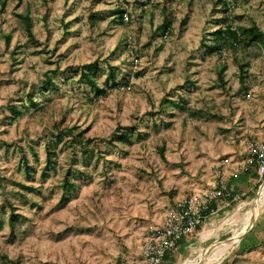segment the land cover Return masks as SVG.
Here are the masks:
<instances>
[{"label":"rangeland","instance_id":"374dc122","mask_svg":"<svg viewBox=\"0 0 264 264\" xmlns=\"http://www.w3.org/2000/svg\"><path fill=\"white\" fill-rule=\"evenodd\" d=\"M122 1L0 0V264L125 260L124 253L138 249L140 228L159 218L169 199L192 179L218 177V166L241 155L245 139H264V50L253 45L209 54L205 47L224 18L234 27L256 24L264 31V0H231L229 9L218 0H125L130 19L121 24L115 11ZM26 14L34 40L23 25ZM164 15L172 21L171 34L159 30ZM5 35H11L8 46ZM245 62L247 89L240 90L239 64ZM89 63L104 69L99 85L112 66L119 88L95 98L81 78ZM224 64L223 87L218 73ZM55 70L58 89L40 95L45 74ZM28 95L41 103L12 113L9 105L26 104ZM166 100L182 101L184 109L162 112ZM73 126L90 140L87 152L73 162L67 136L56 148L55 166L46 170L45 144ZM118 127L133 130L129 141L112 138ZM110 138L113 144L104 142ZM69 168L75 170L73 190L62 188ZM257 190L193 233L187 259L241 235ZM8 202L18 214L14 226ZM249 233L255 241L264 236L263 195Z\"/></svg>","mask_w":264,"mask_h":264},{"label":"trees","instance_id":"16d2710c","mask_svg":"<svg viewBox=\"0 0 264 264\" xmlns=\"http://www.w3.org/2000/svg\"><path fill=\"white\" fill-rule=\"evenodd\" d=\"M226 9H229V1L227 0H218ZM5 4L2 2V7H4ZM128 6V3L125 2V0L122 1V3L118 4L116 7V11L118 14V22L123 24L125 23L124 20L127 17V20L130 19V14L128 13V10L126 7ZM225 20V26L218 28L216 31L212 33L214 36L213 38V43L211 45L205 44V47L207 48V51L209 54L216 53V54H222L224 50L230 49L232 51H237L240 50L241 48L246 50L249 48V46H259L264 50V31L261 30L256 24H253L250 27H243V26H238L234 27L232 24H229L228 19L224 18ZM23 25L26 30V33L28 37L31 39H35L34 32H33V19L29 14H26L24 16L23 20ZM171 25L172 21L168 17V15H164L163 21L161 25L159 26V30H162L164 35L171 34ZM11 35H5V41L6 45L8 46L10 43ZM249 66V62L241 63L239 64V72H240V90H246L247 88L245 87V80L247 78L248 72L245 70V68ZM109 68V74L106 76L105 81L103 82L102 85H99L96 77L104 72V69H102L99 65L96 63H89L87 65H84L82 67V72H81V78L82 81L85 83H88L91 87V90L95 92V98H100L103 94L106 95L108 92V89H114V88H119L120 84L116 81V75L114 72V68L112 66H108ZM227 66L226 64L222 65V67L219 70L218 76L220 80V84L224 87L225 82H224V72L226 71ZM60 74L59 71H50V73L45 74V79L41 83V87L39 89V93L42 96H46L48 92L51 91H56L58 89L56 82H55V77ZM139 73L137 74V76ZM28 100L27 103H22L21 105H18L17 103H12L9 105V109L12 113L16 115H20L22 113V109L28 110L30 107H35L38 106L41 102H38V98L35 97V95H28ZM169 108H179V109H184V106L182 104V101H172V100H166L164 103H162V112H167ZM76 126L70 127L68 129H59L58 132L54 135L52 140H49L45 144V151H46V165L48 170L50 167L55 166V157L56 155V148L60 143L64 141V139L67 136L71 137V140L69 142V147L73 149L74 151V159L73 162H77V155L78 152H87V148L90 145V140L84 138V131H76ZM132 129H128L126 127H118L117 128V133L114 134L112 138L117 139L120 142L123 141H129ZM112 138L104 140V142L113 144L112 143ZM161 154H163L164 149L161 147L159 149ZM94 152L93 150L89 154V157H93ZM23 158V169L25 170L26 174L28 177H30V170L31 166L29 165V162L27 158ZM75 173V170L72 168L68 169L67 175L63 178V186L62 188L65 190H73L76 188V183L74 181H71L69 176L73 175ZM46 173H44V176ZM255 178L259 180V176L254 174ZM260 185L257 184V186L254 188L255 190L258 189V186ZM15 186H17L21 190H32L34 187L25 185L23 183H15ZM233 198H230L232 201ZM8 207L10 208V217H9V222L11 226H14L18 214H16V208L14 205L10 202L7 203ZM210 214V212H206L205 215ZM200 227V226H199ZM199 227L196 229L199 230ZM3 228V220L0 219V230ZM195 231V232H196ZM183 240V238L178 242L180 243ZM170 253V252H169ZM167 253L166 256L169 254ZM165 256V258H166ZM19 260H14L12 261V264H19Z\"/></svg>","mask_w":264,"mask_h":264},{"label":"crops","instance_id":"0c3cea01","mask_svg":"<svg viewBox=\"0 0 264 264\" xmlns=\"http://www.w3.org/2000/svg\"><path fill=\"white\" fill-rule=\"evenodd\" d=\"M258 137L262 139L263 135ZM245 140L246 141L243 142L244 144L239 145V152L237 151V153L241 155H233L236 156L237 159L235 157L234 161H232L231 164H228L227 167L224 164L218 166L219 172H221L219 173L218 177H207V179L202 180L201 183L198 179H192L190 183L186 185V187L183 186L184 189H181V193H178L179 196L169 199V205L166 211H164V213H162L159 218H154L153 221L145 223L140 228L141 230L139 229L141 232L138 234H140V237L141 234H143V238L139 239L138 235V237L135 239V241H138V249L128 251V254L124 253V256H127L125 260L122 257V260L118 259L114 264H120L123 262L128 264H142V246L148 242L153 229L159 225H162L169 211L173 208H178V205L188 197H197L198 203L202 207L203 222L199 227V230H197V234L202 228H204V225L208 222V220L217 212H219L220 209L230 206L237 197L247 196L250 194L258 184V179L253 175L258 174L256 173L255 163L252 162V159L250 158L247 151V146L249 143L259 142L253 140H249L251 141L249 142L247 141L248 139ZM262 140L263 141L260 142H264V139ZM193 177L195 178V176ZM222 187L225 188V190L220 196H216L206 202L205 196L208 192H214L216 190L222 189ZM170 195L173 196V193ZM230 198H233L232 201ZM206 212H210V214L205 215ZM193 239V234L184 236L183 240L177 244L176 249L166 256L163 264L183 263L185 258L187 259L185 253L186 248L191 245ZM256 241L253 239L251 233H248L242 239V241L238 242V246L241 245L238 249L234 248L225 255L224 253H221L222 256L219 255L221 257L220 260L211 264H264V236L260 238L257 243H255ZM126 246L129 248V245ZM123 249L125 250L126 248Z\"/></svg>","mask_w":264,"mask_h":264},{"label":"built area","instance_id":"2783aa9c","mask_svg":"<svg viewBox=\"0 0 264 264\" xmlns=\"http://www.w3.org/2000/svg\"><path fill=\"white\" fill-rule=\"evenodd\" d=\"M247 151L252 162L255 163L256 173L260 178H263L264 142L249 143ZM224 190L225 188L222 187L214 192H208L205 196L206 202L220 196ZM202 222V207L198 203V198L191 196L182 201L178 208L169 211L163 224L153 229L148 242L142 246V264H163L166 254L174 251L178 242L184 236L193 234Z\"/></svg>","mask_w":264,"mask_h":264},{"label":"bare ground","instance_id":"6f19581e","mask_svg":"<svg viewBox=\"0 0 264 264\" xmlns=\"http://www.w3.org/2000/svg\"><path fill=\"white\" fill-rule=\"evenodd\" d=\"M262 195L264 196V188H263ZM253 206H254V201L251 204V208H250L248 215H247L248 217L251 216V210H252ZM248 221H247V224L245 225V227L243 228L242 232L245 231V229L248 227V223H249ZM235 244H236L235 241L220 242L217 245V247H215L214 250L210 253V255L207 258H205L204 264H211V263L217 262L221 258L219 256V251H221L225 255L226 253L230 252L233 249ZM203 257H204V254L200 255V256L196 255L192 259H187L182 264H198V262L201 261L203 259Z\"/></svg>","mask_w":264,"mask_h":264},{"label":"water","instance_id":"95a60500","mask_svg":"<svg viewBox=\"0 0 264 264\" xmlns=\"http://www.w3.org/2000/svg\"><path fill=\"white\" fill-rule=\"evenodd\" d=\"M263 188H264V182L262 184L259 185L258 190L256 192V195L254 197V206L252 207L251 210V217H250V221L248 224V227L245 229V231H243V233L241 235H237L234 237H231L229 239H227L225 242H230V241H235L236 243L242 241V239L253 229V227L255 226L256 223V205L258 203V201L261 199L262 193H263ZM219 243H215L212 244L207 251L204 254V257L201 261L198 262V264H204L205 258H207L210 253L214 250L215 247H217Z\"/></svg>","mask_w":264,"mask_h":264}]
</instances>
